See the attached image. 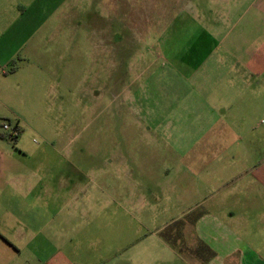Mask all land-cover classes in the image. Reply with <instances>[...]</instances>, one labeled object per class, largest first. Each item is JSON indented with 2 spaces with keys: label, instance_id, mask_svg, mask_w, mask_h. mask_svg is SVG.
<instances>
[{
  "label": "rangeland",
  "instance_id": "374dc122",
  "mask_svg": "<svg viewBox=\"0 0 264 264\" xmlns=\"http://www.w3.org/2000/svg\"><path fill=\"white\" fill-rule=\"evenodd\" d=\"M175 1L190 13V0H0V30L23 17L34 33L0 77V264H184L163 231L194 253L190 223L240 151L233 134L218 162L186 150L198 136L165 116L173 49L206 46L180 39ZM23 62L28 86L11 75Z\"/></svg>",
  "mask_w": 264,
  "mask_h": 264
},
{
  "label": "crops",
  "instance_id": "0c3cea01",
  "mask_svg": "<svg viewBox=\"0 0 264 264\" xmlns=\"http://www.w3.org/2000/svg\"><path fill=\"white\" fill-rule=\"evenodd\" d=\"M174 7L179 23H187V29L175 30L184 32L180 39L192 44L196 35L206 46L173 49V78L159 85L165 116L179 120L175 134L198 136L186 150L211 153V159L221 151L217 162L234 150L222 143L233 134L240 153L232 159L241 167L211 179L213 201L205 216L190 223L196 247L191 257L164 245L184 264H264V0H190L189 14L181 1ZM16 18L14 31L0 30V39L7 34L10 39L8 49L0 51V77L34 34L30 22ZM186 53L193 56L184 59ZM22 64L11 75L24 70L28 86L31 68Z\"/></svg>",
  "mask_w": 264,
  "mask_h": 264
},
{
  "label": "trees",
  "instance_id": "16d2710c",
  "mask_svg": "<svg viewBox=\"0 0 264 264\" xmlns=\"http://www.w3.org/2000/svg\"><path fill=\"white\" fill-rule=\"evenodd\" d=\"M162 239L171 247L173 248L174 250H176L178 253L180 252L179 250H177L174 246V244L172 242H170L164 235V231L160 234Z\"/></svg>",
  "mask_w": 264,
  "mask_h": 264
},
{
  "label": "built area",
  "instance_id": "2783aa9c",
  "mask_svg": "<svg viewBox=\"0 0 264 264\" xmlns=\"http://www.w3.org/2000/svg\"><path fill=\"white\" fill-rule=\"evenodd\" d=\"M2 128H3V130H9L8 126L5 124L2 126ZM9 136L15 137V133L10 134Z\"/></svg>",
  "mask_w": 264,
  "mask_h": 264
}]
</instances>
